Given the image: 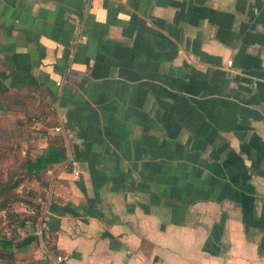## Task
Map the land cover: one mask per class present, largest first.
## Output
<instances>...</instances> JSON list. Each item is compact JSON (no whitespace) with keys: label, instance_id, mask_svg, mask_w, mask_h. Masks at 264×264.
<instances>
[{"label":"crops","instance_id":"crops-1","mask_svg":"<svg viewBox=\"0 0 264 264\" xmlns=\"http://www.w3.org/2000/svg\"><path fill=\"white\" fill-rule=\"evenodd\" d=\"M23 84L67 122L16 188L61 260L34 237L19 264H264V0H0V90ZM33 133L0 137L1 170Z\"/></svg>","mask_w":264,"mask_h":264},{"label":"trees","instance_id":"trees-1","mask_svg":"<svg viewBox=\"0 0 264 264\" xmlns=\"http://www.w3.org/2000/svg\"><path fill=\"white\" fill-rule=\"evenodd\" d=\"M23 85H27L25 86L26 89H24V91L10 90L7 88L4 90H0V94L4 93V91L8 92L7 95L1 94L2 98L8 101V107H11V105L14 103H21L25 108H30V110L25 109L23 119L15 118V123H11L9 127L3 126L2 128L4 132H10L11 134L15 133L18 135V133L16 132H18L19 128L30 121H38L44 126L49 125L50 119L44 122V118L49 116L52 112V110H50L51 102H46L40 108L36 107V109H32L34 103L30 100V98H33V94L31 92L34 91L35 88L34 86L32 87V85ZM38 94V96H41V92H39ZM42 99L43 97H40L39 100ZM0 109H2L1 105ZM45 139L46 144L42 148L41 152L38 151L36 155H31L29 153V150H26L23 159L15 163L16 170L11 169V166L10 168H7L5 174H3L4 172H0V209H4L9 217L15 219L18 226H20V223L24 221V218H19V214L11 210V204L16 201L23 200L24 202L33 205L34 203H32L31 198L35 195V191H33L29 187H26L24 188L26 190L25 194H21L16 190V188L22 184H29L28 182H31L34 179L39 180L41 172L48 165L59 163L65 159L63 137L60 134H56L54 132H46ZM34 206L37 212L39 207L37 204H34ZM31 219L34 220V217H32ZM21 239L12 241L0 237V259H4L7 261L15 259L16 257L12 248H18L29 243V241L23 242L18 246L17 242ZM45 245L53 254H58V250L55 248V244L51 236L49 238H45Z\"/></svg>","mask_w":264,"mask_h":264},{"label":"built area","instance_id":"built-area-1","mask_svg":"<svg viewBox=\"0 0 264 264\" xmlns=\"http://www.w3.org/2000/svg\"><path fill=\"white\" fill-rule=\"evenodd\" d=\"M226 62L230 64V60H226ZM55 83L58 85L60 81H56ZM66 122V115L60 114L58 116L57 123L52 126V129L54 131L60 132L63 130ZM73 173L76 175L77 170H73ZM18 192L23 193L20 189H18ZM21 205L23 206V208L21 210V213H18V217L24 218V221L20 223V226L17 225V221L15 219L8 216L7 212L4 209H0V237L16 241L18 240L17 230L24 227L29 229L30 233L34 237H36L41 244L45 245V238L47 237V233L42 226L41 214L36 212L35 206L32 204H28L27 202L21 200ZM32 217H34V220L31 219ZM54 259L59 262L61 260V256L56 255Z\"/></svg>","mask_w":264,"mask_h":264},{"label":"rangeland","instance_id":"rangeland-1","mask_svg":"<svg viewBox=\"0 0 264 264\" xmlns=\"http://www.w3.org/2000/svg\"><path fill=\"white\" fill-rule=\"evenodd\" d=\"M11 116V115H10ZM1 117V116H0ZM6 117H8V116H6ZM9 118V117H8ZM50 122H49V132H54V133H56V134H60L61 135V133L60 132H58V131H54L53 129H52V126L54 125V124H56V119H54V117H52V118H50V120H49ZM5 122H6V125H5V127L7 126V127H9L10 126V124H11V121H9V120H5ZM4 123V121H0V137H2V135L5 133L4 132V130H3V124ZM5 124V123H4ZM51 127V128H50ZM42 131L43 133L42 134H45L47 131H48V129L47 128H42L41 130H40V128H38V129H35V128H29L28 127V125L26 124V125H24V126H21L20 128H19V130H18V132H16V133H18V135H21L23 138H25V136H29L30 138H33L34 137V133H33V131ZM2 138H4V137H2ZM28 138V137H27ZM26 142H28V141H26ZM19 144V143H18ZM17 144V146H15L14 147V149H15V151L13 152V158H8V160H11V161H13V163L12 164H14V167H15V163L17 162V161H19L20 159L19 158H21V160L23 159V157H24V154H20V150H29V148L30 147H32V145L31 146H29L31 143H28V145H18ZM11 148H12V146H11ZM0 155L2 156V155H4V156H2V157H8L7 155H6V153L3 151V152H0ZM3 164V160H1L0 159V172H4V171H6V169L4 170H1V168H4V167H6V166H3L2 165ZM11 166V165H10ZM12 168H13V165H12ZM17 257H20L21 256V254H17L16 255ZM19 260V259H18ZM18 260L17 259H13V260H11V261H7V260H4V259H0V264H19V262H18Z\"/></svg>","mask_w":264,"mask_h":264},{"label":"water","instance_id":"water-1","mask_svg":"<svg viewBox=\"0 0 264 264\" xmlns=\"http://www.w3.org/2000/svg\"><path fill=\"white\" fill-rule=\"evenodd\" d=\"M34 238V236L32 234H28L27 236H24L21 240H19L17 242V245H21L23 242H28L30 240H32Z\"/></svg>","mask_w":264,"mask_h":264}]
</instances>
